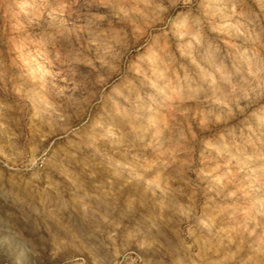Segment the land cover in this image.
<instances>
[{
    "label": "rangeland",
    "instance_id": "1",
    "mask_svg": "<svg viewBox=\"0 0 264 264\" xmlns=\"http://www.w3.org/2000/svg\"><path fill=\"white\" fill-rule=\"evenodd\" d=\"M0 264H264V0H0Z\"/></svg>",
    "mask_w": 264,
    "mask_h": 264
}]
</instances>
